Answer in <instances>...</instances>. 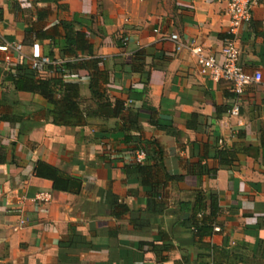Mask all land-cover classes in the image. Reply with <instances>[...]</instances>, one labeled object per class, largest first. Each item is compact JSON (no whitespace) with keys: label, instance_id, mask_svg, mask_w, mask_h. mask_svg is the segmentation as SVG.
<instances>
[{"label":"crops","instance_id":"1","mask_svg":"<svg viewBox=\"0 0 264 264\" xmlns=\"http://www.w3.org/2000/svg\"><path fill=\"white\" fill-rule=\"evenodd\" d=\"M223 11L220 0H0V45L22 46L18 59L0 52L3 73L28 65L32 46L48 36L42 50L50 65L38 68L55 78L47 66L73 61L61 52L59 24L75 23L90 44L81 58L101 60L106 96L126 110L122 119L57 126L45 118L44 100L12 94L0 77V115L17 117L0 120V264H264V0L236 40L243 70L262 75L239 98L238 119L227 114L229 84L201 76L171 40L193 42L221 63L229 37ZM140 50L148 58L135 73ZM64 78L79 84L81 107L93 110L89 73ZM129 117L139 131L123 132ZM127 138L160 148L145 157L144 174L133 167L138 151ZM37 162L79 181L80 190L54 191L35 177ZM198 193L206 216L212 200L218 210L220 232L204 240L187 224ZM38 194L50 200L36 201Z\"/></svg>","mask_w":264,"mask_h":264},{"label":"trees","instance_id":"2","mask_svg":"<svg viewBox=\"0 0 264 264\" xmlns=\"http://www.w3.org/2000/svg\"><path fill=\"white\" fill-rule=\"evenodd\" d=\"M59 26L64 32L63 46L61 52L73 56V61L63 63L56 67L47 66L48 70L53 71L57 76L55 78H42L39 68L32 69L30 65L22 64L15 68L14 72L3 73L0 68V77L2 82L8 83L12 87V94L28 93L40 97L50 107L45 112V118L50 120L52 124L64 127H85L88 119L99 118L103 120L122 119L126 112L124 104L121 102L110 103L106 96L104 88L107 79L103 71L100 70V59H82L81 55L90 50V44L86 33L76 30L75 23L61 22ZM53 41L54 37L43 36L42 39ZM43 41V40H42ZM148 56L145 51H138L132 60V71L142 72L146 66ZM87 71L89 73V89L95 100V108L93 110L83 109L81 107L80 86L65 80V76L77 71ZM1 85V84H0ZM8 95L2 93V103L7 101ZM10 104L13 107L18 102L12 99ZM2 121H17L16 116L0 115ZM122 121V120H121ZM127 123H122V130L126 133L129 131H139L136 126V119L128 118ZM127 143L134 142L137 151H143L145 157L159 155L160 148L151 144V150L148 145L141 144L138 138H127ZM221 156V155H220ZM224 155L220 159H223ZM144 164H135L133 167L139 170L140 174H144L147 167ZM34 175L37 178L45 179L52 182V188L56 192H75L81 188V183L76 181L58 169L47 165L43 162H37L34 166ZM206 196L203 193L196 195L195 201L188 205L187 211L190 212L189 229L194 239L204 240L214 233V227H217L215 220L218 212L215 201H211L210 214L206 216Z\"/></svg>","mask_w":264,"mask_h":264},{"label":"built area","instance_id":"3","mask_svg":"<svg viewBox=\"0 0 264 264\" xmlns=\"http://www.w3.org/2000/svg\"><path fill=\"white\" fill-rule=\"evenodd\" d=\"M224 4V15L229 19V37L225 40V45L222 50L223 61L217 63L212 57H206L203 48L195 43L183 45L177 35L171 36V40L176 44V51L186 50L189 55L195 59L199 66V74L207 77L214 82H226L230 86V93L233 95L234 101L229 108L227 114L233 118H239L240 106L239 98L242 96L244 89L252 84H259L262 80V75L259 72L254 74L246 73L240 63V51L236 46V40L241 32L250 24L252 15L251 12L260 0H220ZM127 41L126 39L124 40ZM51 45L49 40H43L42 43L32 46V57L28 65L32 69L38 68L39 64L50 65L49 61L43 55V46ZM0 52L6 54V61L10 60V53L15 54V59L21 57L22 46L19 44H1ZM57 66V65H56ZM238 125L242 122L238 120ZM145 159V153L138 151L134 158V164H142ZM36 201L48 202L50 195L38 194ZM24 221H20L23 225ZM214 232L219 233L220 228L214 227Z\"/></svg>","mask_w":264,"mask_h":264}]
</instances>
